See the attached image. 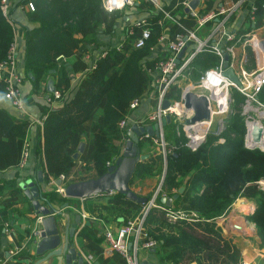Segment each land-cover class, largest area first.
<instances>
[{"label": "trees", "instance_id": "trees-1", "mask_svg": "<svg viewBox=\"0 0 264 264\" xmlns=\"http://www.w3.org/2000/svg\"><path fill=\"white\" fill-rule=\"evenodd\" d=\"M140 1L147 9L157 11L153 4ZM178 1L181 0H173V3ZM21 2L31 3L33 10L24 12L32 26L23 27V74L19 75L31 82L33 90L52 71L59 73V80L64 84L57 100L50 103L46 98L40 117L44 119L42 126L38 125L41 132L36 136L34 153L42 152L46 174L55 180L63 177L65 185L96 178L119 155V146L113 141L121 135L126 137V130L121 131L118 123L129 114L130 101L136 97L141 98L149 81L145 66L151 67L153 62H139L138 57L149 49L151 41H147L146 46L141 49L132 46L133 36L119 50L116 49L118 45L99 46L101 49L96 58L91 57L90 63H86L75 52L76 49L87 37L95 35V28L103 27L110 31L117 11L106 13L101 0ZM173 3L169 7L161 6L164 10H171ZM253 4L254 20L264 19V0H254ZM11 12L12 6L9 17L15 27L16 20L12 18ZM157 14L162 16L159 11ZM13 30L0 11V63L6 59ZM17 43L18 39L16 48ZM104 51L106 54L101 56ZM246 51L249 62L254 64L251 48L246 47ZM198 56L194 61L196 63L200 58L198 63L204 68L210 65L208 62L213 61L209 56ZM68 57L73 58L72 73L83 71L72 87V77L67 76L63 63L59 64L60 59ZM28 73L33 79L28 77ZM50 96L51 93L48 97ZM257 96L258 100L264 102V85ZM233 99L234 111L224 119L223 130L216 133L218 124L215 123L214 130L208 132L205 143L198 149L191 151L183 145L185 137L182 132L181 136H177L175 130L169 133L171 143L167 145L174 143L177 148L166 157V170L158 196L172 197L175 189L184 185L185 190L173 201L171 209L192 211L205 220L171 221L165 211L158 208H151L146 213L143 226L157 240L155 248L158 249L162 264H240L239 249L231 238L223 235L221 228L212 219L224 214L237 198L244 196L243 190L247 184L264 179V151L243 147L245 128L239 104L244 97L233 90ZM99 105H102L101 122L90 126L91 155L85 164L77 166L73 155L66 152V144L71 136L66 132L86 122ZM26 125V122H17L6 110L0 108V170L19 166L26 139ZM219 137H223L225 142L216 143ZM140 141L139 148L145 152L148 149ZM162 161V156L155 153L149 159L137 163L129 186L134 180L145 176L158 179L162 174ZM154 189L144 195L135 193L148 201ZM113 194L106 202L107 206L99 209L101 216L115 214L116 218L125 222L135 217L144 205L129 200L120 193ZM249 198L255 202V207L247 215V219L254 224L255 232L264 244V189L252 191Z\"/></svg>", "mask_w": 264, "mask_h": 264}, {"label": "crops", "instance_id": "crops-1", "mask_svg": "<svg viewBox=\"0 0 264 264\" xmlns=\"http://www.w3.org/2000/svg\"><path fill=\"white\" fill-rule=\"evenodd\" d=\"M11 1L12 18L16 20V25L14 27L13 33L15 39H18L16 49L18 64L16 70L18 69L17 72L19 71V74H23V27L26 25L32 26V23L30 24L26 19L24 12H28L31 8L29 2L23 3L21 2L22 0ZM145 1L148 2V0ZM157 1L159 5H162L163 7H169L173 3V0ZM233 1L235 0H225L223 2L221 0H198L196 6L194 8H190L198 11L199 14H205L211 11H215L219 8H228ZM253 1L254 0H243L237 10L231 13V15L229 16V20L224 27V33L226 32L229 34H235V61L233 63V70L238 79H240V77L242 76L241 72L247 74V72L251 71V69L254 67L253 63L246 62L248 61L249 57L247 55V52L243 53L239 51L240 47H250L253 53V59H259L257 68H264L260 67V63L264 58V53L260 52L257 47V43L260 40H264V37L258 36V34L264 28V19H261L262 21L254 20L252 11ZM178 2H176L175 4L173 3L174 6L171 7L173 15L179 18V20L182 21L187 27L193 29L197 28L194 18H192L188 14L189 9L182 8V6L177 5ZM185 9H188V11L186 12ZM116 15L110 31L103 27L95 28V35L87 37L85 41L82 42L76 49L75 52L78 55L82 56L86 63H88L91 57L95 56L96 58L99 53V49H101V47L99 46L119 45L121 47L130 38V36L134 37L136 34H138L139 30L137 29L134 30L133 35L129 34V30L132 28L135 21L141 19H146L148 21L149 27L151 28L153 34V38L149 40L151 41V48L147 49L145 52L140 53L138 57L139 62L154 63L155 61L160 60L168 55L165 42H158L156 39L160 35L169 37L175 30V27L171 25L168 20L162 19V16L158 15L157 11L147 9V6L145 7V5H142L140 0H134V4L132 6L117 11ZM154 17H156V19ZM217 22L218 20H213L212 22H208L204 26L197 28V34L201 38L206 36L208 32L217 25ZM133 42L134 39L132 40V46ZM218 45H220L221 47L224 46L221 41L218 42ZM204 56H209V58H212L213 61H210L211 63L208 62L207 64L210 65L204 68L198 63L200 58L195 63V57L194 60L190 63L189 68H187V70L185 71L186 76H183L179 81H177L175 87L172 88L171 92L174 98L177 97L179 88L185 82L197 80L206 69L218 65L220 62V58L214 53L203 52L200 53L198 57L203 58ZM179 58L177 62L179 61ZM72 62V57L62 58L59 60V64L63 63V65L65 66L64 71L67 73V76L72 77L70 84L71 87L76 84L77 80L83 74V71L72 73ZM145 67L147 70L150 65H147ZM156 75V72L153 71L147 73L149 81L143 89V94L141 96L139 106L130 114V117L127 120V124L129 127L133 125L134 122H139L140 120L144 119L147 115L155 110L157 91L151 82L154 77H156ZM59 78V73H53L52 71V74H50L45 81L41 82L38 88L35 90H33L31 82L24 78L20 86L23 96V106L21 109L13 108L11 104L3 98L0 87V108L6 110L11 116L14 117L17 122L19 121L27 123L25 131L26 138L29 142V157L23 165L0 170V264H36L38 261H40L38 264H50L49 260H42V258H44L47 254V251L42 254H37L36 242L29 238L31 232L34 229H40V224L36 222L38 215L33 209L32 202L27 198L24 193V189L21 186L22 183H26L28 181H34L37 185L39 183L42 191V196L46 198L55 209H58L65 202L67 203V207L62 210L64 216L61 221L60 231L63 232L64 225L68 220L69 226L74 228V236L70 239V242L73 243V246L76 248L77 252H79L84 257V264H125L124 259L120 254H106L104 251V249L106 248V242L103 237L105 229H110L115 232L123 222L120 218H116L115 214L113 216L110 215L109 217H104L99 214V209L102 206H107L106 202L113 197L114 192L112 194L104 192L82 199L64 197L57 191V185L55 183L56 180L46 174L42 152H38L37 154L34 153L35 139L36 136L40 135L41 132V128L38 126L37 120L42 116L43 107L46 105V82L48 79H52L55 90L58 89L57 91H59L62 90L64 86ZM246 78L250 79L251 77ZM233 90L236 89H231V110L234 104ZM257 94V101L261 102L260 100H258ZM241 95L244 97L243 101L245 102V96L243 94ZM166 100L168 101L169 98ZM241 105L242 103L239 104V109ZM249 112H242L243 115L240 113L244 118L243 121L245 131L246 122L248 121V119H245L244 114L246 115ZM247 117L249 118V116ZM101 119L102 105H99L93 111L90 118L86 122L76 127L75 129L67 130L66 133H70L71 136L66 144V152L70 155L77 154L75 158L77 166L83 165L88 161L92 152V145L90 142V126L92 123H100ZM251 119L252 121H258L255 118ZM262 120L263 122L260 123V126L263 128L264 133V119ZM172 125L175 129L176 123L173 120H170V129L172 128ZM180 133L181 131L178 135H180ZM162 134L165 141V139L167 138L165 136L164 127L162 128ZM143 139L144 137H140L141 141ZM119 140L120 155L126 140L123 135L120 136ZM165 142L166 144L169 143V139ZM81 143L83 144L82 151H78L79 144ZM169 146L175 145L173 143V145ZM141 154H149V157L147 158L149 159L151 155L155 153H151L149 150H146L145 152L141 151ZM110 165L111 164H109V166ZM37 172H41L42 174L41 176L43 180L41 183L36 179ZM150 179L152 180V183L147 182L146 185L142 184L144 180L149 181ZM155 180L157 181L156 177L145 176L144 178L134 180L130 188L134 192L144 195L147 192L153 191L154 186L157 184ZM179 187H183L185 190L184 185H180ZM248 187L249 185L247 184L243 190L244 196L237 198L232 203L233 209L232 206H230L229 209L226 210L224 214L225 219L217 218L212 221L217 227L221 228L224 236L232 239L233 243L239 249L241 256L240 264H264V244L257 236L255 227L253 226L252 222L248 221L245 211L246 209L244 210V208L248 207V205H250L252 201V199L249 198L250 190L247 192L245 191L248 189ZM177 190L175 189V193L177 192ZM50 193L52 195H49ZM173 201L171 203V206H173ZM241 201L244 202L242 203ZM239 203H241V209H236ZM40 204L46 206V203L44 201H40ZM171 206L169 207L170 209ZM234 223H237L239 225L238 229L233 227ZM88 256L91 257L90 263L86 260ZM138 257L140 259V263L148 262L151 264H162L159 261V253L158 249L156 248L141 250Z\"/></svg>", "mask_w": 264, "mask_h": 264}, {"label": "built area", "instance_id": "built-area-1", "mask_svg": "<svg viewBox=\"0 0 264 264\" xmlns=\"http://www.w3.org/2000/svg\"><path fill=\"white\" fill-rule=\"evenodd\" d=\"M102 8L106 13H113L115 11L122 10L126 7H130L134 4V0H101ZM153 4L157 11L162 15V19L168 20L171 25L175 27V30L169 37L160 35L157 37L158 42H165L168 55L153 63L151 67L147 68L148 72H156V77L152 80V85L156 88V108L139 122H134L136 125L144 126L146 124H157L159 127L160 139L154 136L143 135L142 137L153 138L154 142H157L160 147V153L163 161H166V157L173 153L177 146H168L163 139L161 119L169 115L170 119L176 123L175 132L177 135L179 132H184L188 143L184 144L187 148L194 151L196 150L204 135L207 134L213 118L216 116H222L229 112L231 104V89H236L245 96V103L243 105V113L257 112L258 121H255L258 125H261L260 119H264V103L257 101L256 94L259 92L264 84V68H257L250 79L246 78V74L242 73L239 81L241 86L238 87L228 77L223 75L224 68L222 67L223 52H226L229 56L228 67L233 68L235 61L234 56V44L235 34L224 33V27L231 13L237 10L243 0L233 1L228 8H219L215 11H211L205 14H199L198 11L190 8L192 0H181L177 5L182 8L189 9V15L194 18L196 27L200 28L208 22L218 20L217 25L208 32L204 37H200L197 34V28H189L176 16L173 15L171 10H164L159 5L157 0H148ZM12 2L11 0H0V11L10 26L14 27L12 19L9 17ZM30 10H33V6L30 3ZM255 6L253 4L252 11L254 12ZM221 17V18H220ZM139 30V33L134 37L133 47L135 49H141L146 46L147 41L153 38L151 28L146 19L137 20L134 22L132 28L129 30V34H134V30ZM224 44L223 47L218 45V42ZM151 48V46L149 47ZM16 39L13 35L12 42L10 43L7 51L6 59L0 63V87L3 94V98L9 101L11 106L21 109L23 106V96L20 89L22 84V77L16 70ZM119 50L120 46H116ZM184 49V54L178 60V54ZM203 52H211L216 54L220 58L218 65L206 69L200 77L195 81L185 82L178 90V95L174 98L171 90L175 87L177 81H179L185 75V71L189 68L190 63L194 58ZM106 51L101 53L104 56ZM169 90V97H168ZM188 93H192L197 97L203 96L207 102V108L209 110L210 118L208 120H202L194 122L193 124L186 125L184 121L193 117V111L186 110L184 108V98ZM60 97L59 91L55 90L51 93L50 97H47V102H54ZM167 101L168 107L162 108L163 102ZM141 101L140 97H136L130 101L128 111L129 114L118 123V128L121 131H127L128 118L133 110L137 109ZM255 103V105H253ZM251 119V117L249 116ZM43 118L37 120V124L42 126ZM250 119H248L250 121ZM252 121V120H251ZM247 124V122H246ZM247 127V126H246ZM252 131V128H251ZM251 131H245L244 144L246 147H250L254 144L251 136ZM246 136H249L250 141ZM127 140V137H124ZM159 139V140H158ZM260 147H264V133L260 143ZM29 157V142L27 138L22 147L19 166L23 165ZM63 181V177L59 178ZM160 189V182L151 198L142 206L140 212L133 218L123 222L115 232L110 229H105L103 237L106 242V248L104 249L106 254L118 253L124 259L125 264H140L138 257L141 250L153 249L157 245V240L151 237L143 226V221L146 213L151 208H158L165 211L167 218L171 221L184 220L188 222H195L199 220H205L199 218V216L192 211L172 210L166 208L163 204L157 203L159 199L158 192ZM59 194L63 195L62 186H57ZM112 194L113 192H108ZM224 219V214L216 216L214 219ZM41 216L37 217L36 222L41 223ZM39 229H34L30 234V239L37 242L39 239ZM91 257L88 256L86 260L90 263Z\"/></svg>", "mask_w": 264, "mask_h": 264}, {"label": "water", "instance_id": "water-1", "mask_svg": "<svg viewBox=\"0 0 264 264\" xmlns=\"http://www.w3.org/2000/svg\"><path fill=\"white\" fill-rule=\"evenodd\" d=\"M198 0H192L190 7L194 8ZM187 12L188 9H185ZM258 50L264 53V40H260L257 43ZM184 49L178 54V58L183 54ZM228 54L223 53V75L228 77L238 87L241 86L237 75L234 70L228 67ZM28 77L33 79L32 75L28 73ZM47 96L55 91V86L52 79H48L46 82ZM168 102H163L162 108L168 107ZM184 108L186 110L193 111V117L184 121V124L190 125L194 122L202 120H208L210 118L209 110L207 108L206 99L203 96L197 97L192 93H188L184 98ZM170 116L166 115L161 119V127L170 123ZM154 136L159 138V127L157 124L149 126H137L133 124L126 131L127 140L123 145V149L114 162L107 167V170L96 178L88 180H82L65 185L60 179H56L57 186H62L63 196L71 198H88L95 194L104 192H115L124 195L127 199L135 201L137 203L145 204L147 199L131 190L129 183L134 175L136 164L140 161H144L149 157V154H141L139 148L140 137L143 135ZM263 135V128L255 123L252 127L251 136L254 144L250 146V149L258 148ZM83 144H79L78 151H82ZM264 150V147H259ZM77 154L73 155L75 159ZM41 172H37V181L42 182ZM24 189V193L27 198L32 202L33 209L38 216H41L39 239L36 242V253L42 254L47 251L42 260L50 261V264H84V257L77 252L70 239L74 236V228L69 226L67 220L64 225L63 232L60 231L61 221L63 219L62 210L67 207L65 202L58 209L52 207L49 201L42 196L41 188L35 184L34 181H28L21 184ZM184 191L183 187H179L177 192L172 197H160V203L166 207H170L173 200ZM40 201H44L46 206L41 205ZM238 229V227L233 226ZM38 261L36 264H38ZM140 264H151L148 262H141Z\"/></svg>", "mask_w": 264, "mask_h": 264}, {"label": "rangeland", "instance_id": "rangeland-1", "mask_svg": "<svg viewBox=\"0 0 264 264\" xmlns=\"http://www.w3.org/2000/svg\"><path fill=\"white\" fill-rule=\"evenodd\" d=\"M258 36H260V37H264V28L262 29V31L258 34ZM239 51L240 52H243V53H246L247 51H246V47H240L239 48ZM242 54V53H241ZM254 61V67L251 69V71H249V72H247V74H246V77H251V75L256 71V69H257V64H259L258 62H259V59H255V60H253ZM246 62H248L249 63V58H248V61H246ZM261 66L260 67H264V58H263V60L261 61ZM244 101L242 102V105L240 106V111H239V113H241L242 114V112H243V105H244ZM253 105H255V103H253ZM234 110H233V108H232V110L230 109L229 110V112L225 115V116H216V117H214L213 118V121H212V124L210 125V127H209V129H208V131L207 132H209V131H211V130H214V124L215 123H217L218 124V127H217V131L218 132H216V133H220V131H222L223 130V128H224V126H225V123L223 122L224 121V119H227L228 117H229V115L231 114V112H233ZM243 115V114H242ZM244 116H245V119H249L247 116H250L251 118H255V119H258L257 118V112L256 111H254V112H249L248 114H244ZM243 120H244V118H243ZM252 119H250V121H251ZM249 121V120H248ZM248 121H247V123H248ZM253 121H256V120H253ZM260 121H261V123L263 122V120L262 119H260ZM243 123H244V121H243ZM146 126H149V125H146ZM246 129H247V127H246ZM172 130L174 131L175 129L174 128H171L170 129V127H169V124H166L165 126H164V132H165V136H166V138L167 139H169V132L171 131V133H172ZM182 134V136H183V134H184V132H182L181 133ZM181 134L179 135V136H181ZM208 134V133H207ZM207 134H205L204 135V138H203V140L201 141V144L199 145V147H201L204 143H205V141H206V139H207ZM183 137H185V136H183ZM160 139V138H159ZM158 139V140H159ZM164 139V138H163ZM189 141V139H187V137H185V142L183 143V145L184 144H186V143H188V145H190V142H188ZM114 144H118L117 146H119L120 145V140L119 139H115L114 141ZM169 142L171 143V140H169ZM225 142V139L223 138V137H219L218 138V141H217V143H224ZM141 144L143 145V144H145L146 145V149H148L151 153H158L160 156H162L161 155V153H160V147H159V145H158V143L157 142H154V140H153V138H150V137H144V139L142 140V142H141ZM243 147L245 148V149H250L249 147H246L245 146V144H244V141H243ZM260 147V146H259ZM258 147V149L259 150H261V148H259ZM189 149V148H188ZM261 151H264V150H261ZM163 159V158H162ZM165 170H166V161L164 162V161H162V174H161V176H159L158 177V179H157V181L155 180V182L157 183L155 186H154V188L156 189L157 188V186L159 185V182H160V186H161V183H162V181H163V177H164V174H165ZM152 180L150 179L149 181L148 180H144L143 181V183L142 184H147V182H150V183H152L151 182ZM155 182H154V184H155ZM153 184V185H154ZM249 185V187H248V189L247 190H245L246 192L247 191H249L250 193L252 192V191H254V190H259V189H264V179H260V180H258V181H256V182H253V183H251V184H248ZM155 189H154V191H155ZM159 191H160V189H159ZM158 194H159V192H158ZM251 201V200H250ZM242 202V201H241ZM244 202V201H243ZM241 203H239V205L236 207V209H241V205H240ZM231 206H232V209H233V205L231 204ZM254 207H255V202L252 200L251 201V204L250 205H248V207H246V208H244V210L246 211V214L248 215V214H250V213H252L253 212V210H254ZM229 208H227V210H228ZM181 210V209H180ZM244 210H241V211H244ZM225 214V213H224ZM224 219H225V216H224ZM253 224V223H252ZM253 226H254V224H253ZM226 229V228H225Z\"/></svg>", "mask_w": 264, "mask_h": 264}, {"label": "bare ground", "instance_id": "bare-ground-1", "mask_svg": "<svg viewBox=\"0 0 264 264\" xmlns=\"http://www.w3.org/2000/svg\"><path fill=\"white\" fill-rule=\"evenodd\" d=\"M255 124V121H248V123L246 124L247 126V131H251V128L253 127V125ZM247 140L250 141L249 136H246ZM243 203V201H242ZM235 227H239V225L237 223H234Z\"/></svg>", "mask_w": 264, "mask_h": 264}]
</instances>
